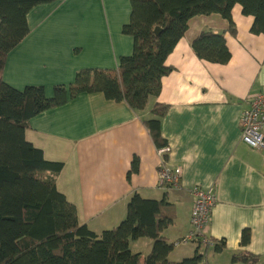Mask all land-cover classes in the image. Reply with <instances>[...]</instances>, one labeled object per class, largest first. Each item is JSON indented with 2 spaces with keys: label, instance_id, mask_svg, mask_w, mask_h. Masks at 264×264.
Listing matches in <instances>:
<instances>
[{
  "label": "crops",
  "instance_id": "1",
  "mask_svg": "<svg viewBox=\"0 0 264 264\" xmlns=\"http://www.w3.org/2000/svg\"><path fill=\"white\" fill-rule=\"evenodd\" d=\"M129 15V0H53L34 6L26 14L28 33L6 57L3 80L16 89L40 85L50 97L80 69L116 68L119 57L132 52V38L121 32ZM231 16L235 34L218 14L188 21L165 60L172 70L144 109L136 111L99 92L82 93L30 118L24 138L46 160L63 164L56 188L75 206L80 225L97 235L115 227L125 217L130 196L138 193L174 205L175 221L164 232L174 242L190 230L191 191L199 186L215 196L204 231L213 244L201 264H243L231 261L241 252L258 255L255 264H264V148L244 143L239 128L249 99L264 91V34L250 31L253 18L238 4ZM201 32L224 33L228 62L195 55L191 43ZM155 104L167 107L160 119L169 147L163 155L144 124ZM134 158L137 171L128 174ZM162 162L181 169L178 187L158 186ZM244 229L250 238L241 245ZM220 240L225 247L216 252L214 243ZM129 247L145 255L151 240H132ZM173 248L172 261L201 250L196 243Z\"/></svg>",
  "mask_w": 264,
  "mask_h": 264
},
{
  "label": "trees",
  "instance_id": "2",
  "mask_svg": "<svg viewBox=\"0 0 264 264\" xmlns=\"http://www.w3.org/2000/svg\"><path fill=\"white\" fill-rule=\"evenodd\" d=\"M53 0H0V264H201L207 246L178 261L169 254L174 242L165 230L175 221L174 205L165 198L145 199L133 193L125 217L99 235L77 221L75 206L56 188L61 162L46 160L42 151L25 140L24 131L33 116L62 105L82 93H102L112 101H124L139 111L158 95L161 79L172 68L165 60L184 35L188 21L198 15L218 14L235 34L231 11L241 7L251 16L253 34H264V0H129L130 15L121 32L132 38V52L118 59L114 69L83 68L68 85L54 87L47 97L40 85L16 89L2 73L8 53L26 36V14L36 5ZM159 28L158 33L155 29ZM202 60L224 64L230 59L224 33L201 32L191 43ZM165 105H153L144 124L157 147L165 146L160 119ZM138 160L131 162L137 171ZM151 240L149 252H133L129 242ZM250 234L241 233L246 245ZM211 239V238H210ZM212 240V239H211ZM224 240L214 243L223 251ZM258 255L235 253L232 262L255 264Z\"/></svg>",
  "mask_w": 264,
  "mask_h": 264
},
{
  "label": "built area",
  "instance_id": "3",
  "mask_svg": "<svg viewBox=\"0 0 264 264\" xmlns=\"http://www.w3.org/2000/svg\"><path fill=\"white\" fill-rule=\"evenodd\" d=\"M240 139L252 148H264V91L253 95L248 101L239 119ZM169 147L158 149L160 155L168 152ZM181 169L160 163L157 173V184L160 187H178ZM193 202L190 213V230L184 236L175 240L174 245L196 243L200 247H208L213 241L205 234V228L210 220V212L215 204V196L199 186L192 188Z\"/></svg>",
  "mask_w": 264,
  "mask_h": 264
},
{
  "label": "water",
  "instance_id": "4",
  "mask_svg": "<svg viewBox=\"0 0 264 264\" xmlns=\"http://www.w3.org/2000/svg\"><path fill=\"white\" fill-rule=\"evenodd\" d=\"M155 31H156V33H158V31H159V28H156V29H155Z\"/></svg>",
  "mask_w": 264,
  "mask_h": 264
},
{
  "label": "rangeland",
  "instance_id": "5",
  "mask_svg": "<svg viewBox=\"0 0 264 264\" xmlns=\"http://www.w3.org/2000/svg\"><path fill=\"white\" fill-rule=\"evenodd\" d=\"M142 254H144V253H142Z\"/></svg>",
  "mask_w": 264,
  "mask_h": 264
}]
</instances>
